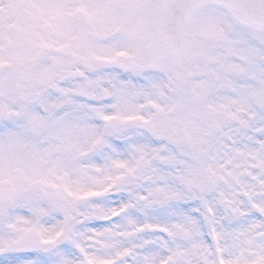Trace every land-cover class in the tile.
Instances as JSON below:
<instances>
[{
    "label": "snow or ice",
    "instance_id": "1",
    "mask_svg": "<svg viewBox=\"0 0 264 264\" xmlns=\"http://www.w3.org/2000/svg\"><path fill=\"white\" fill-rule=\"evenodd\" d=\"M0 264H264V0H0Z\"/></svg>",
    "mask_w": 264,
    "mask_h": 264
}]
</instances>
